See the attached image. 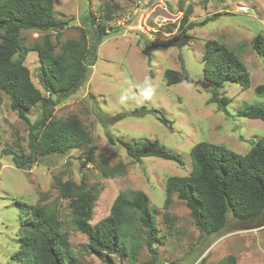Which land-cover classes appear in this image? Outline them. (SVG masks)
<instances>
[{
    "label": "rangeland",
    "instance_id": "obj_1",
    "mask_svg": "<svg viewBox=\"0 0 264 264\" xmlns=\"http://www.w3.org/2000/svg\"><path fill=\"white\" fill-rule=\"evenodd\" d=\"M188 6L192 7V21L220 14L179 37L180 23ZM242 7L246 8L245 12ZM108 9L111 16H105V20L103 14ZM138 9L137 0H54L56 17L69 20L59 42L80 38L83 28L90 37L89 15L96 17V24L108 31L99 42L89 81L55 109L57 118L71 113L80 117L90 134L87 143L64 155L43 157L31 169L18 168L12 155L4 150L28 154L29 125L11 108L8 95L3 94L0 103V264H18L11 258L19 248L16 242L19 230L13 227V217L19 213L17 199L56 206L75 255L84 264H110L104 254L97 256L90 249L88 236L75 227L69 201L58 197L55 183L59 179L80 182L83 177L89 185L100 186L91 224L109 214L120 191H142L148 195L156 214L154 247L159 259L156 264H220L228 255H234L240 264H264V222L260 224L264 217L253 224L252 220L234 219L230 214L221 231L206 233L195 225L189 207L177 194L165 207L166 179L190 173L191 149L196 143L211 142L245 154L258 139H264V120L239 115L245 103L264 104V88L257 89L264 85V57L253 47L255 35L264 33V0H209L207 4L200 0H149L145 8ZM23 34L27 46L42 33L26 30ZM52 35L55 39V32ZM168 40L173 41L172 46L160 45ZM208 40L226 43L251 72L249 87L226 82L220 89L221 97L230 98L225 106L210 101L211 88L195 83L206 80L208 66L203 52ZM25 64L34 83L47 94L39 83L38 53L30 51ZM183 68L194 82L167 85L165 70ZM143 106L146 110L163 111L172 121V128L154 113L137 111ZM40 113L41 106H36L28 115L33 122ZM108 135L116 140L147 139L155 146L164 145L179 154L185 163L155 156L134 160L119 141L113 142ZM121 164L125 171L117 170L114 176L108 172L109 167ZM146 231L138 221L129 224V233L124 238L127 254L125 258L112 254V264H146L151 260Z\"/></svg>",
    "mask_w": 264,
    "mask_h": 264
},
{
    "label": "trees",
    "instance_id": "obj_2",
    "mask_svg": "<svg viewBox=\"0 0 264 264\" xmlns=\"http://www.w3.org/2000/svg\"><path fill=\"white\" fill-rule=\"evenodd\" d=\"M200 1L204 4L209 2ZM105 12L103 17L106 20L111 15L109 9ZM191 12L192 7L188 6L180 23L179 37L220 14L217 12L203 20L192 21ZM88 17L91 23L90 37L83 28L80 38L59 42L69 20L56 17L54 0H0V103L3 94H7L11 108L29 125L28 154L14 149L4 150L12 155L15 166L20 169H31L41 158L52 154H67L90 139L89 131L78 115L71 113L63 118L55 117L56 107L89 81L97 60L99 42L108 33L105 26L96 24V17ZM26 30L42 34L26 46V36L23 34ZM160 45L172 46L173 41H164ZM253 47L264 57V33L255 35ZM30 51L37 52L41 58L39 83L47 94L34 83L31 71L25 64ZM145 52L148 53V50L145 49ZM203 60L208 66L205 68L206 81L213 85L210 101L218 102L220 106L230 102L229 97L220 96V89L226 82L238 83L243 88L250 86L249 68L226 43L208 40ZM165 79L167 85L194 82L184 68L165 70ZM263 88L264 85L257 89L262 91ZM36 106H41V113L32 122L28 112ZM142 109L147 108L143 106L137 111ZM146 111L154 113L162 123L172 128V121L160 109L149 108ZM239 115L264 120V104L245 103ZM108 136L113 142L119 141L134 160L155 156L185 163L179 154L164 145L155 146L147 139L128 141ZM191 156L193 165L188 175L167 177L165 207L177 194L189 207L195 225L206 233L221 231L227 225L230 214L234 219L252 220L253 224L264 217V139H258L245 154L224 145L200 141L192 147ZM122 165L121 168L109 167L108 172L111 171L114 176L117 170L125 171ZM55 187L58 197L69 201L76 229L88 236V246L97 256L104 254L110 264L113 263L112 254L125 258L124 238L129 233L127 226L138 221L147 230V245L152 253L151 260L146 264L159 261L154 247L156 214L150 207L147 194L142 191H120L109 214L91 224L100 186L89 185L83 177L80 182L59 179ZM15 204L19 207V213L16 218L13 217V227L19 230L16 240L19 248L11 256L14 261L18 264H84L71 248L64 221L59 218L56 206L48 203L29 204L20 199ZM262 222L264 220L260 224ZM220 264L240 263L234 255H228Z\"/></svg>",
    "mask_w": 264,
    "mask_h": 264
},
{
    "label": "water",
    "instance_id": "obj_3",
    "mask_svg": "<svg viewBox=\"0 0 264 264\" xmlns=\"http://www.w3.org/2000/svg\"><path fill=\"white\" fill-rule=\"evenodd\" d=\"M195 83L197 85H200V86L204 87V88H213L212 83L209 82V81H206V80H204V81L203 80H198Z\"/></svg>",
    "mask_w": 264,
    "mask_h": 264
},
{
    "label": "built area",
    "instance_id": "obj_4",
    "mask_svg": "<svg viewBox=\"0 0 264 264\" xmlns=\"http://www.w3.org/2000/svg\"><path fill=\"white\" fill-rule=\"evenodd\" d=\"M149 0H137L138 2V7L139 9H142V8H145V4L146 2H148ZM144 6V7H143ZM138 9V10H139ZM242 12H245L246 8L245 7H242L241 8ZM139 12H137L136 14H138ZM143 14V11L141 12V15Z\"/></svg>",
    "mask_w": 264,
    "mask_h": 264
}]
</instances>
